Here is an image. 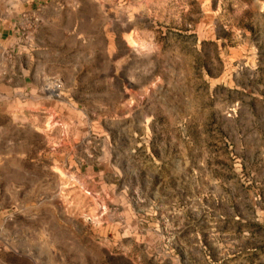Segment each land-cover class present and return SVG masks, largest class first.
Instances as JSON below:
<instances>
[{"label": "rangeland", "instance_id": "374dc122", "mask_svg": "<svg viewBox=\"0 0 264 264\" xmlns=\"http://www.w3.org/2000/svg\"><path fill=\"white\" fill-rule=\"evenodd\" d=\"M5 15L0 264H264V0Z\"/></svg>", "mask_w": 264, "mask_h": 264}, {"label": "crops", "instance_id": "0c3cea01", "mask_svg": "<svg viewBox=\"0 0 264 264\" xmlns=\"http://www.w3.org/2000/svg\"><path fill=\"white\" fill-rule=\"evenodd\" d=\"M5 15V0L0 2V48L5 53V34L14 32V25L11 20Z\"/></svg>", "mask_w": 264, "mask_h": 264}]
</instances>
